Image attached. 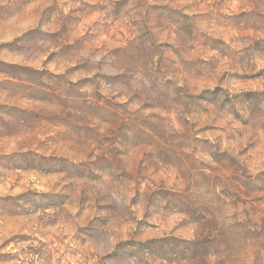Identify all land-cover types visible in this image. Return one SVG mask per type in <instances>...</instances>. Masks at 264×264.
I'll return each mask as SVG.
<instances>
[{
	"label": "rangeland",
	"instance_id": "1",
	"mask_svg": "<svg viewBox=\"0 0 264 264\" xmlns=\"http://www.w3.org/2000/svg\"><path fill=\"white\" fill-rule=\"evenodd\" d=\"M0 264H264V0H0Z\"/></svg>",
	"mask_w": 264,
	"mask_h": 264
}]
</instances>
